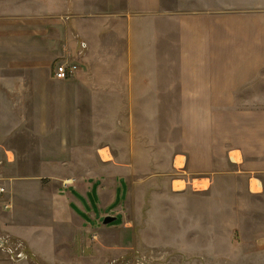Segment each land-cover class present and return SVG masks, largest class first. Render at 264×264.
<instances>
[{"label": "rangeland", "instance_id": "1", "mask_svg": "<svg viewBox=\"0 0 264 264\" xmlns=\"http://www.w3.org/2000/svg\"><path fill=\"white\" fill-rule=\"evenodd\" d=\"M17 1L11 0V12L24 11L32 21L33 0L25 6ZM89 1L41 2L36 29L57 38L49 78L41 82L60 91L51 99L50 92L40 98L37 91L35 104L51 106L26 108L22 124L13 115L0 122V187L6 189L0 197L8 201L14 188L33 192L40 183L63 197L67 185L83 193L96 185L102 202L85 220L76 215L66 223L43 221L49 225L33 232L37 248L0 229L7 243L0 245V264H264V174L252 175V181L260 180L254 195L232 163L221 159L214 169L220 186L202 192L211 181L198 178L213 174L198 177L185 168L194 123L192 113L185 115L180 107L175 65L162 62L161 44L154 43L148 60L142 58L145 45L139 46V58L132 61L137 74L129 75L124 50L114 60L112 52L98 50L94 36L91 47L85 19L96 10ZM218 5L235 12L264 10V0H218ZM112 39L111 45L125 48L120 38ZM60 64L78 68L57 80ZM33 72L26 81L35 85ZM251 94L264 96V82L239 95ZM2 111L0 116L8 112ZM6 149L14 152L12 161L2 156ZM237 156L241 160L239 151L231 153L232 159ZM76 197L84 207L90 203L86 195ZM74 209L82 210L77 204ZM106 216L117 219L104 224Z\"/></svg>", "mask_w": 264, "mask_h": 264}, {"label": "crops", "instance_id": "2", "mask_svg": "<svg viewBox=\"0 0 264 264\" xmlns=\"http://www.w3.org/2000/svg\"><path fill=\"white\" fill-rule=\"evenodd\" d=\"M17 2L26 4V0ZM41 2L33 0L37 14H33L31 21L24 11L11 12V0H0V108L2 112L8 111L0 116L3 124L11 115L17 118L15 123L22 124L20 114L26 108L51 106L44 101L35 104L37 91H41L40 98L50 92V99L60 91L56 84L41 82L49 78L51 61L56 58L53 45L57 43L56 37L40 35V28L36 29V24L41 22ZM89 3L95 6L92 11L96 10V14H88L85 19L90 35L88 44L92 47L93 38L97 37L98 50L112 52L114 60L120 59L118 54L124 50L125 58L131 61L129 75L137 74L133 65L139 58L135 54L139 46L143 49L145 45L142 58L148 60L153 59L149 54L154 43L161 44L162 62L171 61L175 65L180 107L185 115L192 113L194 123L185 168L198 177L213 174L210 178H198L211 181L210 188L202 192L220 186L215 163L225 159L236 169V177H243L242 185L254 195L259 194L260 191L252 189V175L264 174V96L251 94L242 98L239 94L264 82V10L235 12L219 7L218 0H176L175 6L164 0H91ZM116 37L123 41L124 49L116 43L110 44ZM144 37V41H139ZM31 72L37 75L39 83H27ZM162 74L166 75L164 67ZM235 151L241 153V160L239 156L232 159L231 153ZM13 153L6 149L2 156L12 161ZM18 155L21 153L17 152ZM36 186L33 192L21 186L14 188L8 201L2 202L0 197V229L34 248L39 245L34 230L49 225L43 221L66 223L76 215L85 220L86 214L91 213L89 210L96 211L102 202V189L96 185L85 193L73 184L67 185L64 197L56 191L46 192L48 187L42 183ZM82 194L90 198L86 207L76 197ZM76 204L82 210L76 211ZM29 216L37 221H28Z\"/></svg>", "mask_w": 264, "mask_h": 264}, {"label": "built area", "instance_id": "3", "mask_svg": "<svg viewBox=\"0 0 264 264\" xmlns=\"http://www.w3.org/2000/svg\"><path fill=\"white\" fill-rule=\"evenodd\" d=\"M77 68H78L77 65H72L71 67H68L66 64H60L55 69V77L59 80L67 79L71 73L77 70ZM3 192H4V188H0V193ZM0 245L2 247L7 245L5 239H3L2 237H0Z\"/></svg>", "mask_w": 264, "mask_h": 264}, {"label": "water", "instance_id": "4", "mask_svg": "<svg viewBox=\"0 0 264 264\" xmlns=\"http://www.w3.org/2000/svg\"><path fill=\"white\" fill-rule=\"evenodd\" d=\"M117 219L115 216H106L103 220L104 224H109L114 222Z\"/></svg>", "mask_w": 264, "mask_h": 264}, {"label": "bare ground", "instance_id": "5", "mask_svg": "<svg viewBox=\"0 0 264 264\" xmlns=\"http://www.w3.org/2000/svg\"><path fill=\"white\" fill-rule=\"evenodd\" d=\"M181 165H182V164H181ZM181 165H180V166H181ZM256 181H257V180H256ZM256 181H253V182H252V183H253V187H252V188H254V189H256L255 186L258 185ZM176 189H177V188H176ZM178 189H182V188H178Z\"/></svg>", "mask_w": 264, "mask_h": 264}]
</instances>
